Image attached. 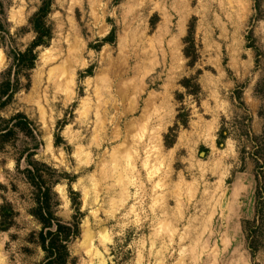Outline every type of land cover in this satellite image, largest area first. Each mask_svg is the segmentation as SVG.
Returning a JSON list of instances; mask_svg holds the SVG:
<instances>
[{
  "label": "rangeland",
  "instance_id": "obj_1",
  "mask_svg": "<svg viewBox=\"0 0 264 264\" xmlns=\"http://www.w3.org/2000/svg\"><path fill=\"white\" fill-rule=\"evenodd\" d=\"M45 1L0 0L1 101L6 80L14 89L0 130L21 114L39 134L17 130L0 145V206L15 213L0 230V264L44 257L34 190L20 171L26 151L75 176L76 264H264V223L253 259L246 241L255 218L246 152L264 129V0H50L51 38L27 69L13 58L35 39L30 19ZM179 113L186 126L167 148ZM257 144L264 150V139ZM53 192L56 217L70 222L67 182Z\"/></svg>",
  "mask_w": 264,
  "mask_h": 264
},
{
  "label": "trees",
  "instance_id": "obj_2",
  "mask_svg": "<svg viewBox=\"0 0 264 264\" xmlns=\"http://www.w3.org/2000/svg\"><path fill=\"white\" fill-rule=\"evenodd\" d=\"M49 9L50 0H47L30 19V25L35 34V39L24 52H18L14 56V64L22 65L24 63L27 69L33 68V64L36 60V55L34 54L35 49L40 46H45L46 41L51 38L50 29L44 23V18L47 16ZM193 30V25L191 24L188 28L187 37L185 38V41H188L192 48L194 47ZM112 39L113 32L110 38L105 39L103 43H110ZM186 51H184V56L188 58L189 54ZM190 82L191 79L184 78L180 82V85L187 90ZM194 85L195 90L199 92V85L197 83ZM5 86L6 91L2 94L5 98L3 101H1L2 99L0 98V109L4 108L14 95V89L10 80H6ZM236 100L240 101L239 92L236 93ZM182 117L184 116L181 113L177 115L175 126L170 128L168 134L164 137L165 147L170 148L172 146L173 141H169V137L176 130L177 125L182 123L183 127L186 126V116L184 120H180ZM12 121H15V123L11 124ZM3 122L5 126L0 130V145L10 137H14L17 130L23 132L24 135L33 141H36L39 136L32 123L21 114H17L9 120H3ZM228 137L229 134L225 128L220 127L217 133L216 146L222 148ZM263 139L264 129L260 137H252L249 139L251 145L246 152L252 158L255 165V188L253 196L255 218L246 238L247 247L252 259L256 253V248L252 241L255 235L254 233L264 223V150L257 144L259 140ZM60 143L61 138L58 133H56L54 135V146L58 147ZM39 145V143L35 145V148H38ZM243 151H245V149ZM34 156L33 152H25V168L20 171L35 194L36 207L32 216L41 225L38 234V244L44 254L43 260L38 264H76V260L70 257L68 251V245L80 236V223L83 217L80 211L79 194L74 192L71 188V184L75 181V176L70 177L67 174H60L50 166L35 161L33 159ZM16 163L18 167L19 161ZM62 180L67 182V196L70 202V208L73 212L70 222L67 223L62 222L55 214V209L60 206V202L53 192V189ZM14 217L15 213L10 204L3 203V205L0 206V230L6 231L13 222Z\"/></svg>",
  "mask_w": 264,
  "mask_h": 264
},
{
  "label": "bare ground",
  "instance_id": "obj_3",
  "mask_svg": "<svg viewBox=\"0 0 264 264\" xmlns=\"http://www.w3.org/2000/svg\"><path fill=\"white\" fill-rule=\"evenodd\" d=\"M53 79H54V78H53ZM84 239H85V240L88 239V235H87V234H85Z\"/></svg>",
  "mask_w": 264,
  "mask_h": 264
}]
</instances>
